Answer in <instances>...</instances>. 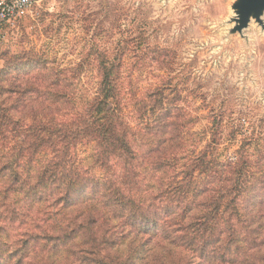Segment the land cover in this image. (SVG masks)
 Here are the masks:
<instances>
[{"label": "rangeland", "instance_id": "rangeland-1", "mask_svg": "<svg viewBox=\"0 0 264 264\" xmlns=\"http://www.w3.org/2000/svg\"><path fill=\"white\" fill-rule=\"evenodd\" d=\"M241 2L41 0L26 18L6 30L0 57V129L2 124L7 125L2 126L4 139L0 137V168L12 157L5 155L8 148L26 140L22 124L12 125L11 119L15 118L16 122L15 111L22 99L17 82L26 75L35 76L44 86L61 82L60 91L64 90L70 97L71 94L92 97L100 82L97 60L105 52L115 53L117 49L131 51L122 67L127 90L138 98L157 91L163 94L165 108L173 114L188 113L184 119L186 125L181 124L182 133L190 135L182 136L185 146L182 155L187 151V157L200 153L214 135L219 143L216 155L220 163L236 161L243 145L257 163L264 151V11L260 21L252 16L247 27L241 29L237 10ZM66 109L71 110V101ZM133 110L130 107L127 116ZM93 152L92 145L78 149L84 163L90 161ZM48 158L45 153L35 156L29 162L32 169L24 161L20 172L23 181L29 184L23 188V181L15 184L9 178L10 171L0 173V245L8 244L0 250V264H89L90 259L95 264L97 261L174 264L177 257L182 264L193 257L192 264H264V248H255L257 242H250L264 235L261 229L264 223L256 216L264 214V190L260 182L257 189L254 182L241 196L235 215L222 207L218 220L222 232L217 233L221 240L215 243L213 238L202 236L210 249L205 254L199 249L191 251L190 237L179 239L171 233L174 228H170L172 224L165 215L173 208L167 203L154 205L151 216L136 224L145 229L143 236L118 237L117 244L123 242V246L117 252L110 245L107 249L102 246L103 250L96 256L79 254L74 246L80 242L43 241V231L38 232L41 236L38 241L25 244L28 237L23 238V232L32 231L33 227L30 215L37 211L44 213L48 207L42 202L48 198L49 189L45 188L46 193L41 194L44 187L36 188L38 181L34 179L38 164ZM143 161L139 159L140 166ZM174 172L166 173L170 177ZM111 174H117V170ZM93 175L99 181L105 177L102 171ZM196 178L201 183L205 175L198 173ZM5 190L9 192L5 194ZM251 192L252 197L261 198L257 206L252 207L248 199L241 208V202ZM154 214L157 216L153 217ZM58 221L63 223L61 219ZM228 236H231L229 241ZM169 241L174 245H168ZM153 243L157 248L152 251ZM214 247L216 250L212 252ZM135 249L139 253L132 258Z\"/></svg>", "mask_w": 264, "mask_h": 264}, {"label": "trees", "instance_id": "trees-1", "mask_svg": "<svg viewBox=\"0 0 264 264\" xmlns=\"http://www.w3.org/2000/svg\"><path fill=\"white\" fill-rule=\"evenodd\" d=\"M129 52L127 49H117L115 53L107 51L97 60L100 82L92 97L72 94L70 97L64 90L60 91V81L44 86L40 85L38 77L26 75L17 82L22 99L15 111L16 122L15 118L11 119L12 125L22 124L26 140L8 148L5 155L12 157L2 165L0 173L10 171L9 178L18 184L23 181L20 171L24 161L27 168L32 169L29 162L35 156L40 153L49 156L34 171V179L38 181L35 187H44L41 194L46 193L45 188L49 189L48 198L42 202L48 207L44 213L37 211L30 215L33 227L32 231L23 232V238L28 237L25 244L30 240L38 241L41 238L38 232L43 231V241L80 242L74 246L79 254L96 256L103 250L102 246L107 249L110 245L117 252L123 246V242L117 244L118 237L143 236L145 229L136 224L151 216L154 205L167 203L173 208L165 215L172 224L170 228H174L171 233L179 239L190 237L191 251L199 249L205 254L210 249L202 236L213 238L215 243L221 240L218 220L222 207L235 215L241 196L249 191V186L256 182L254 189H257L260 182L264 190V151L255 163L243 145L236 161L220 163L216 155L219 143L212 135L203 151L190 157H187L188 151L182 155L185 148L182 136L190 135L182 133L181 124L186 125L184 119L188 113L173 114L165 108L163 94L157 91L138 98L126 89L122 67ZM2 54L3 50L0 57ZM70 101L71 110H68L66 105ZM132 106V115L127 116ZM6 125L2 124L0 129L3 139L2 126ZM82 145L94 148L88 163L78 155ZM140 158L144 160L141 166ZM116 170L117 174H111ZM169 170L175 171L170 177L166 173ZM96 171L105 173V181L95 179ZM198 173L205 175L201 183L197 182ZM28 184L24 180L21 187ZM252 195L253 192L241 202V208L248 199L252 207L257 206L261 198ZM256 216L264 223V214ZM230 238L228 236L227 240ZM250 242H257L255 248L263 249L264 235ZM169 243L174 245L172 241ZM153 246L152 251L157 248L156 243ZM2 247L8 244L0 245V250ZM69 250L71 254L72 249ZM214 250L216 247L212 252ZM138 253V249L133 250L132 258ZM177 258L174 264H182ZM89 264L95 262L90 259Z\"/></svg>", "mask_w": 264, "mask_h": 264}, {"label": "built area", "instance_id": "built-area-1", "mask_svg": "<svg viewBox=\"0 0 264 264\" xmlns=\"http://www.w3.org/2000/svg\"><path fill=\"white\" fill-rule=\"evenodd\" d=\"M41 0H0V55L5 42L6 30L26 18Z\"/></svg>", "mask_w": 264, "mask_h": 264}, {"label": "water", "instance_id": "water-1", "mask_svg": "<svg viewBox=\"0 0 264 264\" xmlns=\"http://www.w3.org/2000/svg\"><path fill=\"white\" fill-rule=\"evenodd\" d=\"M240 15L241 29L247 27L252 16L260 21V16L264 11V0H242L237 7Z\"/></svg>", "mask_w": 264, "mask_h": 264}]
</instances>
